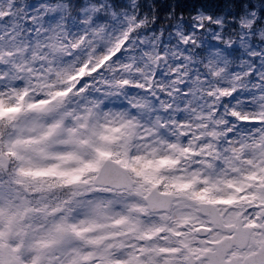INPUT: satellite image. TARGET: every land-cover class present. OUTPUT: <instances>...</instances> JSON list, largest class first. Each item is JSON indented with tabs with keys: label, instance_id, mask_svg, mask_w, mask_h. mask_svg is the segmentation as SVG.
Here are the masks:
<instances>
[{
	"label": "snow or ice",
	"instance_id": "snow-or-ice-1",
	"mask_svg": "<svg viewBox=\"0 0 264 264\" xmlns=\"http://www.w3.org/2000/svg\"><path fill=\"white\" fill-rule=\"evenodd\" d=\"M0 0V264H264V0Z\"/></svg>",
	"mask_w": 264,
	"mask_h": 264
},
{
	"label": "trees",
	"instance_id": "trees-1",
	"mask_svg": "<svg viewBox=\"0 0 264 264\" xmlns=\"http://www.w3.org/2000/svg\"><path fill=\"white\" fill-rule=\"evenodd\" d=\"M186 2L188 4H206L213 8L219 6L221 9L227 10L225 6L230 3V0H186Z\"/></svg>",
	"mask_w": 264,
	"mask_h": 264
}]
</instances>
